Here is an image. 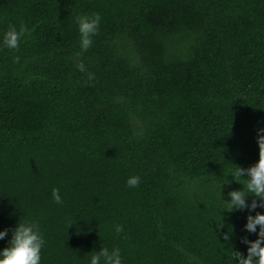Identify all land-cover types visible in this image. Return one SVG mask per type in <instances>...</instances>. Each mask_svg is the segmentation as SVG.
<instances>
[{
  "label": "trees",
  "instance_id": "obj_1",
  "mask_svg": "<svg viewBox=\"0 0 264 264\" xmlns=\"http://www.w3.org/2000/svg\"><path fill=\"white\" fill-rule=\"evenodd\" d=\"M93 13L82 51L75 18ZM261 128L264 0H0V251L27 220L40 264L102 246L122 264H236L259 226L223 210L242 188L228 169L258 161Z\"/></svg>",
  "mask_w": 264,
  "mask_h": 264
},
{
  "label": "clouds",
  "instance_id": "obj_2",
  "mask_svg": "<svg viewBox=\"0 0 264 264\" xmlns=\"http://www.w3.org/2000/svg\"><path fill=\"white\" fill-rule=\"evenodd\" d=\"M100 19L98 13L78 15L75 18L82 51H87L92 45V37L98 32ZM27 35H30V31L25 25L21 24L19 28L15 25H9L3 36V45L10 50H16L19 48L22 38ZM14 59L16 62L19 61V57ZM77 68L81 72L86 71L82 62L77 64ZM93 79L94 74L88 73V80ZM257 143L259 159L255 164L247 168L235 164L236 167L228 169V175L240 183L242 188L228 192L230 199H223L226 202L223 210L233 212L247 209L249 215H247V222L244 226L247 232L257 233V226H259L257 239L241 238V242L248 245L246 256L240 251H233L232 255L236 264H264V213L251 214L258 207L264 208V128L258 130ZM139 182L140 179L137 176H132L127 180L129 187H136ZM249 196L253 197L251 203H248L246 199ZM52 198L57 204L62 203L59 190L56 188L52 189ZM8 231L9 229L0 231V239H4ZM115 231L119 234L123 231V227L117 225ZM11 232L8 246L0 251V264H40L41 248L45 240L39 224L27 220L23 222L18 220L16 227ZM230 233L231 231L222 234L225 241L230 240ZM90 264H122L120 249L109 250L102 246L98 252L91 256Z\"/></svg>",
  "mask_w": 264,
  "mask_h": 264
}]
</instances>
